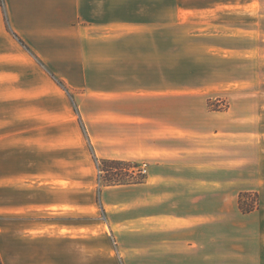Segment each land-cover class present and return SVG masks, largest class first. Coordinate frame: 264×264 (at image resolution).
<instances>
[{"label": "crops", "instance_id": "0c3cea01", "mask_svg": "<svg viewBox=\"0 0 264 264\" xmlns=\"http://www.w3.org/2000/svg\"><path fill=\"white\" fill-rule=\"evenodd\" d=\"M163 8L0 0V105H18L19 153L10 163L1 117L0 211L33 217L16 264H264V161L246 150L262 136L241 114L170 111L202 85L170 64ZM96 158L145 163V181L97 187ZM250 190L259 206L244 212Z\"/></svg>", "mask_w": 264, "mask_h": 264}, {"label": "rangeland", "instance_id": "374dc122", "mask_svg": "<svg viewBox=\"0 0 264 264\" xmlns=\"http://www.w3.org/2000/svg\"><path fill=\"white\" fill-rule=\"evenodd\" d=\"M151 1H162L169 6L168 10L163 8L160 15L169 18V26H163L161 33L166 36V30L169 32L170 64L185 67L189 73L187 82L202 85L198 89H186L183 99L180 95L178 99L170 98V111L179 104L188 113L223 111L245 116L243 123L252 133L251 138L257 136L256 133L262 136L261 142L250 141L246 150L250 155L258 152L260 160L264 161V0ZM156 11L153 10L154 16H157ZM12 101L7 106L0 105V119L8 117L5 122L10 163L19 158L14 146L17 140L14 113L18 105ZM22 157L33 159V154L27 152ZM140 165L146 168L145 163ZM251 170L248 171L249 182L254 179ZM88 179L99 187V169H89ZM31 188V182H27L25 192ZM246 192L251 196L245 197L244 202L251 211L255 210L259 206V195L255 190ZM9 198L13 199L11 195ZM32 220V215L23 217L11 212L3 215L0 211L2 264H16V243L12 238L17 235V226L31 225Z\"/></svg>", "mask_w": 264, "mask_h": 264}, {"label": "trees", "instance_id": "16d2710c", "mask_svg": "<svg viewBox=\"0 0 264 264\" xmlns=\"http://www.w3.org/2000/svg\"><path fill=\"white\" fill-rule=\"evenodd\" d=\"M28 49H30L27 46ZM210 105H212L210 103ZM99 169L100 186H113L122 184H138L145 181L146 174L139 162L122 159L96 158ZM251 196L250 192L240 196V207L244 212L251 211L244 202V198ZM0 264L1 261H0Z\"/></svg>", "mask_w": 264, "mask_h": 264}, {"label": "built area", "instance_id": "2783aa9c", "mask_svg": "<svg viewBox=\"0 0 264 264\" xmlns=\"http://www.w3.org/2000/svg\"><path fill=\"white\" fill-rule=\"evenodd\" d=\"M145 171V168H142Z\"/></svg>", "mask_w": 264, "mask_h": 264}]
</instances>
